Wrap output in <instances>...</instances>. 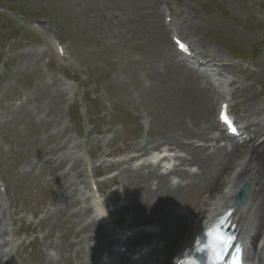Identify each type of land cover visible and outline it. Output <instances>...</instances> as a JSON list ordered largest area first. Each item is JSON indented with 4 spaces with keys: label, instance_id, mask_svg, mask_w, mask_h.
<instances>
[{
    "label": "rangeland",
    "instance_id": "1",
    "mask_svg": "<svg viewBox=\"0 0 264 264\" xmlns=\"http://www.w3.org/2000/svg\"><path fill=\"white\" fill-rule=\"evenodd\" d=\"M166 17L172 25L187 21L181 37L226 63L221 72L232 81L226 84L232 111L246 114L252 132L263 134L255 145L261 143L264 0H0V240L7 247L8 228L16 232L10 264H89L116 225L158 230L154 216L135 214L141 203L123 175L138 160L120 165L115 157L131 155L141 140L180 133L190 120L215 117L218 105L205 82L194 79L188 93V71L167 68L174 46L172 32L163 30ZM201 95L206 109L195 102ZM242 150L237 162L249 153ZM90 171L116 176L101 186L109 198L103 216L88 205ZM226 176L218 178L221 189ZM210 178L199 173L179 189L175 210L186 211ZM68 188L77 190L79 203L49 216L51 202ZM141 237L132 245L151 240Z\"/></svg>",
    "mask_w": 264,
    "mask_h": 264
},
{
    "label": "bare ground",
    "instance_id": "2",
    "mask_svg": "<svg viewBox=\"0 0 264 264\" xmlns=\"http://www.w3.org/2000/svg\"><path fill=\"white\" fill-rule=\"evenodd\" d=\"M186 22L187 21L179 23V25L175 24V36L179 37L178 35H183V32L187 27ZM162 26L165 31L164 24ZM190 46L191 54L193 56H198L199 59L200 57L197 51L198 47H196L193 42L190 43ZM207 48L214 50V47L207 46ZM176 57L177 51L169 46L167 49V61L169 66H167V68L175 67L179 69L181 73L182 71L185 72L184 70L186 69L189 74V82L191 81V85L187 88V92H193L191 88L195 86L194 74L196 73L193 72L192 69H188V67L179 60L178 62H175V65L172 64ZM214 57L216 56H211V58L205 60V63H202L204 67H208V72H212V75L216 77L218 75L214 74L215 70L220 72L225 66L224 64L219 63L218 59H215ZM184 76L186 77L185 74ZM219 77H221V79L214 78V81L223 83L227 79L224 76ZM186 84L188 85V83ZM209 84L210 82L207 83L208 86ZM221 93L223 94L224 92L221 91ZM217 94H220V92H217ZM202 95L199 101H195L198 102L197 106L200 107L203 105ZM228 95L227 92V95L224 96L225 100L222 102L230 104V100L227 97ZM218 98L219 97L215 94H212L211 96L212 102ZM203 107L204 109L207 108L205 105H203ZM244 118L246 119V115L238 117L240 121H243ZM250 126L251 125L249 124H244L243 130L250 131ZM213 131L218 132V135L209 136ZM244 133L247 135V139L243 143H246L249 153L245 158L238 162L236 160L239 156L238 154L242 150L241 147L243 143L238 139H232L230 142L231 146L219 144L220 140L227 139L228 137L217 119L210 116V113L206 116H202L200 121L190 120V122L185 123V126L180 133L169 134L157 138L156 140H148L136 144L137 152H145L149 148L159 147L160 144L167 145V151L173 152L175 159L179 161L178 165L174 164L171 168L165 169L166 173H159L158 167L151 168V166H146L148 169L146 173L143 171V166L135 167V169L123 170L127 188L131 187V194L133 193V201H139L141 203V205L138 204L139 208L135 210V214H139V216H154L160 228L158 232L152 234V237L160 244L159 247L154 249V253L164 254L165 258L162 261L156 259L155 264H168V256L177 249L179 250L181 242L184 244V242L186 243L188 240L192 241V237H189L193 231H196L195 233H197L199 229L213 217L212 215L216 214L221 209L230 206L234 195L241 184H246L248 186V194L243 205L235 210L231 217L239 229L240 240L245 244L247 243L248 253L246 264H264V254L257 252L258 240H261L262 238L263 245L261 250L264 249V140L261 141L260 144H254L255 140L261 136L260 130L253 132L252 136L246 134V131H244ZM198 141H210L215 143V146L213 150L206 151L198 146ZM62 160H60L56 166L60 168V170L65 167V162ZM182 166L184 168H180ZM185 166H195L197 170H188ZM205 172L211 174V178L205 186L208 195L205 198L197 197L191 202L189 201L190 203L186 205V213L176 212L174 208L177 202L172 198H175V195L178 194V190L189 185L199 173L205 174ZM225 173L228 175L226 178L229 181L226 184L227 186L225 185L226 188L221 189L224 180L219 183L218 178L222 177V174ZM65 174L67 175L65 170L60 173L64 178L66 177ZM169 175H174L179 181L170 182L168 178ZM150 180L155 181V187H153L152 183H149ZM184 182H186V185H183ZM68 190L69 188L66 190L67 192L65 195L62 193L59 196H56L51 202L49 208H47L49 216H52L53 211L55 213L58 211H69L72 208H75L79 203V200H77V190ZM128 190L129 189H127V191ZM131 194L125 192V195L127 196H130ZM187 199H189V197ZM140 200H143L144 203ZM87 213L88 209L84 210L81 217L87 215ZM1 228L2 225H0V237L2 236ZM250 233H252L251 242H256L251 258L249 257L250 241L248 245V239L251 235ZM105 236L103 237L102 242L97 246L96 251L98 252L100 250L99 253L94 255L93 258L91 257L92 259L89 264H102L100 261H97V259L102 253L109 250L111 244V239H106ZM1 246L2 244L0 240V264H2L1 260L7 258L12 251L9 250L8 253L3 249L5 246H2V249ZM120 260L122 261L124 258L121 257ZM4 264H10V261H7Z\"/></svg>",
    "mask_w": 264,
    "mask_h": 264
},
{
    "label": "snow or ice",
    "instance_id": "3",
    "mask_svg": "<svg viewBox=\"0 0 264 264\" xmlns=\"http://www.w3.org/2000/svg\"><path fill=\"white\" fill-rule=\"evenodd\" d=\"M179 47L181 50H184L185 49V45L183 43H180L179 41H177ZM220 119L222 121L225 122V124L228 125V130L231 131V132H235V128L232 127V124L231 122L228 120V117L227 115L222 111L221 112V115H220ZM219 247L221 250L224 249V247H226L228 244H230L231 242V238L230 237H225L221 234H217V236L215 237ZM234 264H240L239 260L237 259L236 261H234Z\"/></svg>",
    "mask_w": 264,
    "mask_h": 264
},
{
    "label": "water",
    "instance_id": "4",
    "mask_svg": "<svg viewBox=\"0 0 264 264\" xmlns=\"http://www.w3.org/2000/svg\"><path fill=\"white\" fill-rule=\"evenodd\" d=\"M247 187L243 186L240 188L239 192L237 193L235 199H234V204H240L243 201L244 196L246 195Z\"/></svg>",
    "mask_w": 264,
    "mask_h": 264
}]
</instances>
